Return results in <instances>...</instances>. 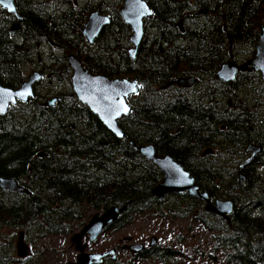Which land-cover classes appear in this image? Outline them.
Returning <instances> with one entry per match:
<instances>
[{"label":"trees","instance_id":"trees-1","mask_svg":"<svg viewBox=\"0 0 264 264\" xmlns=\"http://www.w3.org/2000/svg\"><path fill=\"white\" fill-rule=\"evenodd\" d=\"M143 2L151 18L143 22L134 59L127 55L130 30L118 14L122 0H13L20 20L0 9V86L17 90L31 71L42 76L27 104L0 117V179L28 192L0 189V264L44 263L37 256L17 259L14 235L2 230L24 231L33 244L72 235L86 225L89 211L125 206L107 231L155 208L180 220H194L196 211L224 264H264V84L258 73H238L226 84L215 78L221 65L244 63L254 54L264 0ZM93 11L108 17L109 25L87 45L81 30ZM13 25L18 30L10 35ZM68 56L90 75L137 83V94L126 100L128 114L117 121L122 139L73 96ZM186 78L195 80L190 89L172 84ZM53 98V107L42 106ZM129 142L170 157L210 201L232 202L229 222L207 215L184 193L158 202L151 191L161 173ZM249 144L262 154L241 170ZM206 150L211 155L203 156ZM176 255L170 247L149 250L157 264H173Z\"/></svg>","mask_w":264,"mask_h":264},{"label":"water","instance_id":"water-1","mask_svg":"<svg viewBox=\"0 0 264 264\" xmlns=\"http://www.w3.org/2000/svg\"><path fill=\"white\" fill-rule=\"evenodd\" d=\"M0 9L6 14L13 15L16 20H20L16 14L13 0H0ZM118 14L122 22L130 30V36L128 38L130 49L127 51V55L130 59H134L143 39V22L151 18V13L143 0H122ZM108 24L109 21L106 16L100 15L96 11L89 13L81 30V35L85 43L87 45L93 44L100 32ZM17 30L18 26L13 25L9 34L13 35ZM227 50L228 52L231 50V44L228 39ZM229 60H232L231 53ZM66 64L71 73L69 79L70 89L77 102L86 107L110 134L117 139H122L123 134L117 125V121L125 117L129 112L126 100L137 94L138 85L136 82L125 79L111 80L100 75H90L73 56L66 58ZM238 73H258L264 84V24L260 29L252 57L240 65L228 61L219 67L215 73V78L221 83L226 84L232 82ZM40 79L41 76L39 73L32 72L17 90H10L0 86V117L4 116L10 107H15L17 104H27L33 98V89L39 83ZM172 84L182 89H190L194 86L195 80L192 78L179 79ZM55 102L56 99L53 98L46 101L42 106L53 107ZM128 145L132 149L137 150L142 158L150 162L161 173L160 182L151 191L153 198L157 201H162L164 195H180L185 193L189 197L202 202L205 205L204 212L206 214L218 217L226 223L229 222V215L233 209L232 202L228 200H215L211 204L208 195L199 192L193 178L170 157H156L151 145H145L139 148L131 142ZM260 150L261 147L247 145L245 147V153L250 155L243 162V167L248 166L257 157ZM210 154V150H206L203 156ZM0 188L10 193L28 194L14 180L5 181L0 179ZM124 211L125 207H112L107 209L101 216L97 214L92 215L81 231L70 237V246L73 247L77 256L74 262L66 264H100L101 260L106 257L114 259V252L112 250L104 254L83 253L85 245L81 244V240L86 238L87 243H94L106 229L113 225L119 215ZM154 241V238L150 239L149 248L154 246ZM130 250L133 253H137L141 250V246L134 245ZM15 254L18 259H23L29 255V251L22 240V233L17 234Z\"/></svg>","mask_w":264,"mask_h":264},{"label":"rangeland","instance_id":"rangeland-1","mask_svg":"<svg viewBox=\"0 0 264 264\" xmlns=\"http://www.w3.org/2000/svg\"><path fill=\"white\" fill-rule=\"evenodd\" d=\"M221 200L226 199L221 198ZM161 204L164 205V203ZM162 212L161 208H155L152 212L149 211L142 216L133 217L130 224L118 232L105 231L94 244L87 246L88 250L86 251L101 254L109 250H115L116 261L124 263L125 260H128L130 254L121 251L120 246L127 245L128 242L126 241H130L129 244H140L146 247L152 237L158 247H170L177 253L173 264H224L223 253L213 250L211 235L208 232L192 220L172 219L169 214L163 215ZM94 213L99 214L100 212H87L85 223ZM80 229L81 227H75L73 233H78ZM2 232L6 236L14 235L12 241L14 255L17 234L22 233V240L25 247L30 251V258L37 256L38 260H43L45 264H65L66 262H72L74 259L75 254L69 244L71 236H47L32 244V240L29 241L24 231L10 233L8 230H2ZM178 240H180L179 243ZM212 255L215 257L213 261L208 257ZM136 263L157 264L149 258V255L144 256L143 261H137Z\"/></svg>","mask_w":264,"mask_h":264},{"label":"flooded vegetation","instance_id":"flooded-vegetation-1","mask_svg":"<svg viewBox=\"0 0 264 264\" xmlns=\"http://www.w3.org/2000/svg\"><path fill=\"white\" fill-rule=\"evenodd\" d=\"M41 76V75H40ZM41 78H42V76H41ZM251 145V144H250ZM253 146H255V145H253ZM255 147H257V146H255ZM258 147H260V146H258ZM246 154V153H245ZM261 154H262V151H261ZM260 154V155H261ZM260 155H258L257 157H255L254 159H253V161H255L256 159H258L259 157H260ZM249 157V154H246L245 155V157H244V160L246 159V158H248ZM252 161V162H253ZM251 162V163H252ZM250 163V164H251ZM249 164V165H250ZM242 165V164H241ZM248 165V166H249ZM240 169H241V166H240ZM242 170V169H241ZM205 193V192H204ZM261 196H262V198H263V200H264V189L263 190H261ZM196 200V199H195ZM198 201V200H197ZM215 201V200H214ZM158 202H161V201H158ZM200 202V201H199ZM202 203V202H201ZM211 204H213V201H211L210 202ZM203 204V203H202ZM204 207H205V205H204ZM234 208V207H233ZM232 211H233V209H232ZM203 212H204V209H203ZM104 212H100L99 214H103ZM205 213V212H204ZM232 213V212H231ZM94 214H98V213H94ZM93 214V215H94ZM123 214V213H122ZM121 214V215H122ZM192 216H193V218H194V220L192 219V221H194L196 224H197V216H196V211H194V213L192 214ZM230 216V215H229ZM215 217V216H214ZM215 218H217V219H219L218 217H215ZM118 219V218H117ZM116 222V221H115ZM114 224V223H113ZM199 225V224H198ZM200 226V225H199ZM111 227V226H110ZM200 227H202V226H200ZM203 228V227H202ZM109 229V228H108ZM108 229H106L105 231H107ZM123 229V228H122ZM121 229V230H122ZM81 230V229H80ZM120 231V230H119ZM80 232V231H79ZM116 232H118V231H116ZM73 234H75V233H73ZM72 234V235H73ZM72 235H70V236H72ZM83 241H85V243H83ZM126 242H128L127 243V245H122V246H120V250L121 251H124V252H128L129 254H130V256H129V258H128V260H125V262L124 263H119V262H117L116 261V258H115V253H116V251L115 250H112L113 252H114V259H111L110 257H106L105 259H102L101 260V263H103V262H106V264H108V262H115L116 264H137L136 262L137 261H143V259L142 258H139L138 256H141V255H143L144 253L145 254H148L149 255V250L150 249H152L153 247H155V246H157L156 245V243H155V241H154V246H152V247H150L149 248V244H150V239H149V243H148V245L146 246V247H143L142 245H140V244H134V245H140L141 246V250L139 251V252H137V253H133V251L132 250H130V248L132 247V246H134L133 244H129V242L130 241H126ZM81 243L82 244H84L85 245V248H84V250H85V253H88L86 250H88V245H91V244H88V243H86V239H82V241H81ZM92 244H94V243H92ZM160 248V247H159ZM166 248V247H165ZM72 250H73V247H72ZM110 251V250H109ZM73 252H74V250H73ZM108 252V251H107ZM104 253H106V252H103V253H101V254H104ZM74 259H73V261L75 260V258H76V256H77V254L74 252ZM89 254H97V253H89ZM30 255V254H29ZM29 255L27 256V257H25V258H23V259H26V258H29ZM72 261V262H73ZM66 263H68V262H66ZM65 263V264H66ZM100 263V264H101Z\"/></svg>","mask_w":264,"mask_h":264},{"label":"bare ground","instance_id":"bare-ground-1","mask_svg":"<svg viewBox=\"0 0 264 264\" xmlns=\"http://www.w3.org/2000/svg\"><path fill=\"white\" fill-rule=\"evenodd\" d=\"M107 18H108V17H107ZM108 21H109V19H108ZM108 25H109V24H108ZM229 55H230V52H229ZM44 61H45V60H44ZM137 148H138V147H137ZM261 151H262V148H261V150H260V152H259L258 155L261 154ZM246 154H248V153H246ZM258 155H257V156H258ZM240 166H241V169H243V163H242V165H240ZM245 167H246V166H245ZM242 179H243V177L240 175V176L238 177V180H242ZM2 180L9 181V180H6V179H2ZM15 182H16V181H15ZM16 183H17V182H16ZM17 184H18V183H17ZM18 186H19V184H18ZM20 187H21V186H20ZM22 188H23V187H22ZM0 189H1V188H0ZM23 189H25V188H23ZM2 191H3V190H2ZM4 191H6V190H4ZM11 193H12V192H11ZM166 196H171V195H164L162 199H164V197H166ZM126 207H127V206H125V210H126ZM115 208H116V207H115ZM124 212H125V211H124ZM122 213H123V212H122ZM122 213H121V214H122ZM121 214H120V215H121ZM97 215H98V216H101V214H97ZM120 215H119V216H120ZM113 226H114V225H113ZM83 227H84V226H83ZM83 227H82V228H83ZM82 228H81V229H82ZM80 231H81V230H80ZM75 234H76V233H75ZM73 235H74V234H73Z\"/></svg>","mask_w":264,"mask_h":264},{"label":"snow or ice","instance_id":"snow-or-ice-1","mask_svg":"<svg viewBox=\"0 0 264 264\" xmlns=\"http://www.w3.org/2000/svg\"><path fill=\"white\" fill-rule=\"evenodd\" d=\"M30 95V93H28Z\"/></svg>","mask_w":264,"mask_h":264}]
</instances>
